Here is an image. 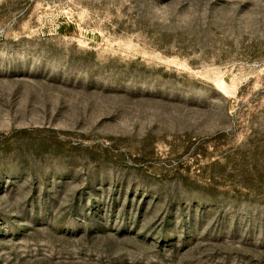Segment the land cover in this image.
Returning <instances> with one entry per match:
<instances>
[{"label": "rangeland", "instance_id": "rangeland-1", "mask_svg": "<svg viewBox=\"0 0 264 264\" xmlns=\"http://www.w3.org/2000/svg\"><path fill=\"white\" fill-rule=\"evenodd\" d=\"M0 264H264V0H0Z\"/></svg>", "mask_w": 264, "mask_h": 264}]
</instances>
